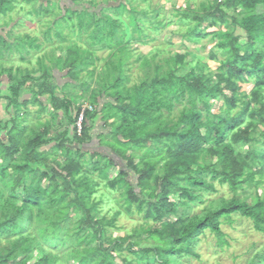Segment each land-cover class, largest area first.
I'll return each instance as SVG.
<instances>
[{
    "label": "trees",
    "instance_id": "1",
    "mask_svg": "<svg viewBox=\"0 0 264 264\" xmlns=\"http://www.w3.org/2000/svg\"><path fill=\"white\" fill-rule=\"evenodd\" d=\"M66 1L70 7L52 0H0V20L19 4L31 5L38 18L55 16L40 39L10 30L0 34V111L7 117L0 114V264H185L200 259L196 249L207 233L220 249L228 247L222 226L234 216L264 237V0L174 7L183 27L178 33L188 43L216 41L208 56L219 62L215 72L189 52L170 53L162 62L158 54L134 58L133 43L155 40L146 25L155 33L167 27L158 10H138L134 0ZM2 22L1 32L8 25ZM68 24L74 35H89L86 48L64 35L61 27ZM209 27L220 29L201 31ZM53 37L68 43L57 48L64 57L41 55L31 70L4 67L14 52L30 64L26 57ZM102 51L108 52L107 70L94 80ZM134 65L143 78L129 86ZM56 73L68 82L60 85ZM84 73L90 84L81 81ZM249 85L247 92L243 87ZM32 114L50 119L37 129L24 127ZM96 120L103 133L93 137ZM95 142L96 149L90 148ZM112 168L119 173L109 180ZM215 183L232 197L191 215L204 194L215 192ZM100 187L121 192L111 217L103 214ZM120 208L142 215L145 226L114 238ZM170 216L174 222L164 221ZM143 235L150 248L140 247ZM35 253L42 256L30 263ZM246 264H264V244Z\"/></svg>",
    "mask_w": 264,
    "mask_h": 264
},
{
    "label": "rangeland",
    "instance_id": "2",
    "mask_svg": "<svg viewBox=\"0 0 264 264\" xmlns=\"http://www.w3.org/2000/svg\"><path fill=\"white\" fill-rule=\"evenodd\" d=\"M54 2H61L65 6L70 7V3L66 0H52ZM103 0H94L96 4H102ZM190 1V5L192 9H197L198 4L201 3V1L205 0H147L145 3L142 2V0H134V7H137L138 10H158L160 15V20H163V22L167 23V27L165 29H162L160 33H155L151 30H148V27L146 25L145 27V33L150 38L155 39L154 41L150 42L147 46H142L138 43H133L129 48L134 52V58L135 55L141 54V55H157V62H162L163 60L169 58V54H175L179 53L181 55L185 54L186 52H189L190 58L193 57L195 59L201 60L202 62H205L208 64L209 69L211 72H215L217 67L219 66V62L216 61H210L208 59L209 54L212 52L214 45L216 44V41H212L210 38L203 40L200 44L197 46H192V44L188 43L183 36H181L178 32L182 30V26L178 23L177 19L173 16V9L174 7H180L181 9H184L186 2ZM208 2L214 1V0H207ZM107 5L106 3H103V5ZM15 10L12 12H9L6 16L0 20V22L5 21L8 25L6 28L2 29V32L0 30V34H4L5 32H8L10 30L11 34L14 36H22L25 34L30 35L31 37H37L42 38L43 32H45L47 29H49L51 23L54 21L53 15H50L49 17H36L31 13V5H25V4H19L15 5ZM94 6V5H93ZM101 8H104L102 5H100ZM100 6H94L97 7V10L100 9ZM109 6H113V4H109ZM62 7V6H61ZM56 10L54 13L57 14L58 10ZM61 13V12H60ZM63 14V12L61 13ZM125 22L124 18L121 19ZM89 21V20H88ZM90 22V21H89ZM3 23V22H2ZM206 26V25H205ZM63 30L64 35H69L70 43H75L76 45L82 46L83 48H86L85 44H88L91 42L89 39V35H74L70 29V25L68 24V28L61 27ZM206 29L207 32L219 30L218 28H202ZM235 34L240 35L242 39H245V34L240 29H235ZM54 33V30L52 31ZM129 31H127V34L129 35ZM72 34V35H71ZM130 35L128 36L127 40L129 39ZM42 42V41H41ZM68 43H60L58 40H56L53 37L52 42L50 43H44L43 49L39 52L32 51L30 53V56H27L26 59L30 60V64L27 63V61L22 62L21 61V53L14 52L10 57L3 60L4 67H13L18 69H28L31 70L35 67V62L37 57L44 55V54H51L55 55L56 57H64L65 53L59 51L57 48L59 46H66ZM24 55V53H23ZM170 55V56H171ZM97 56L100 58V61L96 63V75H94L93 79L95 80L97 78V75L99 71L107 70V51L98 52ZM220 57V56H219ZM222 60V58H219ZM139 65L132 66V70L127 74L130 76V83L129 86H133L135 84H139L140 80L143 78V71L139 69ZM93 68H89V70H92ZM90 77L87 76V73H84L82 75L81 81H85L88 84H90ZM56 80L59 82L60 85H64L68 82V78L65 77V74L60 75L59 73H56ZM94 89H97V84L94 83L93 87ZM245 91L250 92L251 86H244L243 87ZM69 93V92H68ZM73 93V92H72ZM25 99L29 97H24ZM86 104H84L85 106ZM222 105V102H219L214 107V112H218V109ZM88 106V105H87ZM37 107H30L31 112H35ZM1 117L3 120H5L7 117L3 111H0ZM50 119V116L47 114H43L40 116H35L32 114L28 118V122L24 124V127H32L34 125L35 129L38 128L40 123H44ZM97 120L95 121V124H91L92 131L90 134H92L93 137H96V135H99L103 133L102 126L100 127L101 123L98 125ZM54 128H58V122L53 123ZM99 128H98V127ZM96 144H92L90 148L96 149ZM149 146V144H148ZM74 147H77L74 145ZM79 148V147H77ZM98 149V148H97ZM50 149H41L44 153L48 154ZM99 150V149H98ZM102 151V149H101ZM139 153L138 155H140ZM59 161H62V158H58ZM135 163H138V159L135 160ZM1 164V162H0ZM119 173L118 168H112L108 172L109 180H113L116 178L117 174ZM97 175H92L93 178H97ZM133 178V177H132ZM215 185V192L214 193H208L203 195L202 203H199L197 205L193 206L191 215H197L204 211L205 208L211 207L212 203L215 201H219L220 199H226L229 200L232 197V193L229 191L227 187H221L217 183ZM43 186H47V182H43ZM101 194L104 195V202L102 203V210L103 214L108 215V217H111L112 214L119 210L118 207L114 204L115 201L120 200L121 198V192H112L108 189H104L103 187H100ZM252 192V191H251ZM261 194V189L258 191ZM19 195L22 196L21 190L19 191ZM169 199L173 202L178 203L179 198L176 196H171ZM121 202V201H120ZM248 204H251V200H248ZM121 209V208H120ZM122 211L124 209H121ZM98 219L101 218V215L97 217ZM166 222H174V217L170 216L166 219H164ZM232 223L227 224L225 223L222 226L223 233L226 234V240L229 244L228 247H225L223 249H220L217 245V240L214 235H211L210 233L205 234L200 238V243L197 247V253L200 255L199 260L194 259H184L183 262L185 264H246L247 261H249L254 253L261 250L263 244H264V237L263 235L255 232V230L252 227V224L250 221L246 219H242L240 217L234 216L231 219ZM140 226H145V222L142 218V215H138L135 210H133L132 215H125V212L123 211V215L118 218L117 220V227L119 229L117 230H111L112 236L114 238L116 237H125L127 234H129L131 231L139 228ZM153 228H159V224H153ZM141 241V248H150L152 241L148 239L147 235H143L140 239ZM139 249V248H138ZM42 255L40 253H35L32 257L30 263H33L34 261L38 260ZM116 264H123L120 259L115 260ZM69 264H73V262H69Z\"/></svg>",
    "mask_w": 264,
    "mask_h": 264
},
{
    "label": "built area",
    "instance_id": "3",
    "mask_svg": "<svg viewBox=\"0 0 264 264\" xmlns=\"http://www.w3.org/2000/svg\"><path fill=\"white\" fill-rule=\"evenodd\" d=\"M91 109V108H90ZM83 112L81 113V115H80V117H79V120H78V123H77V125H78V132L80 133V125H81V122H82V120H83Z\"/></svg>",
    "mask_w": 264,
    "mask_h": 264
}]
</instances>
